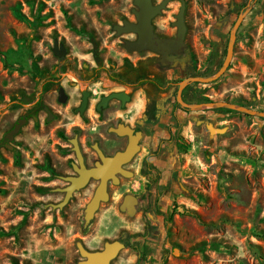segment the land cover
<instances>
[{"label": "rangeland", "instance_id": "obj_1", "mask_svg": "<svg viewBox=\"0 0 264 264\" xmlns=\"http://www.w3.org/2000/svg\"><path fill=\"white\" fill-rule=\"evenodd\" d=\"M186 1L187 38L198 55L195 74L212 76L240 13L236 11L228 23L217 56L204 66L211 30L218 28L219 18L232 3L239 6L244 0ZM180 6L171 2L154 21L161 32H174L170 23ZM134 8V0H0V139L21 116L13 106L26 98L41 96L40 103L50 102L62 113L42 129L32 122L24 127L14 152L1 149L0 264H79L77 242L96 249L122 234L141 238L129 240L115 264L138 263L136 252L143 255L142 264H264V120L258 117L187 111L226 133L211 137L205 125L188 118L177 147L166 145L163 131L147 129L139 158L149 155L154 172L144 168L141 175L151 177L143 179L136 169L134 179L110 186V201L101 205L88 227L85 209L97 183L75 193L63 210L50 206L63 201L57 190L67 183L55 175L72 174L70 163L75 160L69 139L73 125L80 123L70 112L71 99L65 105L54 103L58 87L72 95L91 91V108L102 93L125 91L133 98L127 111L139 118L146 95L160 103L162 96L167 99L194 74L164 72L147 58L150 54L124 48L123 40L133 41L135 36L117 37L113 26L125 19L135 22ZM56 40L68 50L62 59L53 53ZM94 44L99 46L101 63L94 59ZM35 66L46 76L38 78ZM155 84L163 88L162 94ZM191 88L189 103L236 102L264 112V0L254 1L239 28L234 60L224 77ZM137 102L139 107H131ZM106 114L109 118L125 112L116 113L113 107ZM87 133L81 132L82 144ZM147 182H153L148 200H158V214H144L147 201L135 217L122 214L118 208L122 195L143 194Z\"/></svg>", "mask_w": 264, "mask_h": 264}, {"label": "flooded vegetation", "instance_id": "obj_2", "mask_svg": "<svg viewBox=\"0 0 264 264\" xmlns=\"http://www.w3.org/2000/svg\"><path fill=\"white\" fill-rule=\"evenodd\" d=\"M176 1H178V0H176ZM178 2H180V1H178ZM154 4L157 5L158 3L154 2ZM180 4H181V2H180ZM181 6H182V4H181ZM181 6H180V9H181ZM180 9H179V11H180ZM235 12H236V4L232 3V5H230L228 7V11H227L226 15L222 18H219V21H218L219 26L216 29L217 34L213 37L210 33L211 45H209L210 48L208 51V56H209L208 58L209 59L207 60V63L204 66H206L207 64H209V62H211V60L213 59L212 57L217 56V52H219V49H220V45H218V44H221L224 41L223 36H224V34H226L225 31H227V29L229 27L228 23L231 21L232 17L235 15ZM244 12L245 11H243L242 13H244ZM186 13H187V9H186ZM242 13H240V14H242ZM161 16H158V17H161ZM157 18H155L153 20L154 32L157 35V37L161 40H176L177 35H178V30L174 26L176 19H175V21L170 23V25L173 27V28L172 27L171 28L174 29V32L166 33V32H161L158 29V26L154 23V21ZM185 21H186L187 29L189 31L187 20H185ZM163 27L168 28L165 25H163ZM230 34H231V32H230ZM188 35L189 34L187 32L184 44L179 47V55H171L170 57H174V59L167 61L165 66H163L161 63V56L155 54L154 52L145 51V52H142L139 54H144V53L150 54L149 57H147V58H149V60L155 61L156 66H158V68L164 72H169V71L170 72H183V73L194 72V74H192L190 77H187L186 79L191 78V77H197L196 76L197 74H195V73H196L197 68H198V55H197L196 50L194 49L193 44L187 38ZM134 36H135V40H137V36L136 35H134ZM135 40H133V41H135ZM214 43H217L218 46L216 47ZM228 45H229V43H228ZM228 45H227V47H224V49L222 50V53H221L219 60H218L216 72H218L222 68V66L224 65V63L226 61L227 54H228ZM92 53H93L95 61L97 62L96 56L94 55V49H93ZM98 54H99V51H98ZM233 60H234V57H233ZM233 60H232V62H233ZM232 62H231V64H232ZM100 63H101V61H100ZM184 80L185 79H183L182 81H184ZM197 84H201V83H192V84L188 85L187 88L184 89V91L182 92V95H181V100L184 103L193 104V103L187 102V97H188L189 93H193V88H191V87L193 85H197ZM71 85L74 89L77 87L75 82H72ZM153 86H155L156 91L159 94H162L163 88H161L158 84H155ZM62 87L63 86L58 87L57 97H55L54 103L58 101V91ZM178 87L176 88V90L174 92H172V94L167 99H165V97L162 96L160 103L155 98H150L146 95L145 109L142 112L141 117H139V118L135 117L134 111H127V106L130 103H132V101H133V98H132L131 94H129V93L128 94L131 96V101L129 103H127L125 106H123L120 101L114 100V101H111L109 103L108 108L102 109L101 111H99L98 110L99 103L101 102V100L104 96H108L109 94L106 95L105 93H102L100 95L99 99L97 100V102L95 103L94 107L91 108L92 107L91 106V100L93 98V94L91 91L82 90V91H80L78 93H74L72 95L71 93L67 92L65 87H63L66 91V94L68 95V102L70 101V99L73 102V104L71 105V111L70 112L72 113V115L74 117H76L80 120V123L74 124L72 127L71 133L73 136H72V138L69 139V142L74 138L78 139L80 149H81V152L83 154L85 165L88 169H91V168L96 167V164L98 162H102L101 158L99 157L97 151L94 148L95 145L98 146V148L101 150V152L103 153V155L105 157H114L116 154L126 151V149L128 148V146L130 144V138L128 136L121 137L118 134H116L115 132H111V129H117L120 125H123L126 128L129 127L130 129H132L134 131L133 137H137L138 134L141 133V138H140L139 143H138V146L140 147V151L138 152V154H136L134 156V158L129 163L122 166V168L125 171L132 173L133 177L132 178H126L123 175L119 174L118 178H119L120 184L114 185V186L119 187L123 181H128V180L134 179L136 176V169H138V173L140 175H141L142 170L144 168L149 169L150 172L153 173L154 170H153V167H151L152 163H151V159L148 157L149 155H146V156L142 157L141 159L139 158L141 156L142 152L144 151L143 145H144V141L147 137V131L146 130L152 129L156 133L163 131L164 135L168 136V138H167L168 142H166V145H169L168 143H173L174 146L177 147L178 139L182 136L183 124L185 122H187L188 118H190V121H196V123H197V121L198 122L199 121H205V118H203L201 120V117H196V116H200V115L196 114L195 112L192 114L187 113V111H190V109L183 107V105L178 100ZM84 91L89 92V98H88L87 108H86L85 112L83 114H81L80 112H78V109L81 107ZM117 92H123V91H117ZM111 93H113V92H111ZM40 101H41V96L36 100H30V99L26 98L24 102L20 103L21 106L19 109L21 110V113L19 115H21V116H19L14 121L12 127L0 139V143H2L0 145V154H1L2 148L8 149L7 148L8 143L3 142L5 135L8 132H10L16 126V124L19 122V120L24 119L27 121L26 124L23 126V128L26 126H29L30 123L32 122L34 128L39 127L40 129H42V128L47 127V126L51 125L52 123L56 122L59 119L60 115H62V113L59 112L58 110L55 111V106L52 103L47 102V101L40 103ZM113 107L115 108L116 113L125 112V114H123L125 116H123V115L116 116L115 115V117L107 118L105 116V115H107L106 112L109 111L110 109H112ZM193 117H196L198 119L193 120ZM49 119H51V120L49 121ZM103 127H108L106 133L101 131V129ZM23 128L21 129V131L23 130ZM83 130L88 132L86 135L85 144H82L81 136H80L81 132ZM16 138H17V136L15 137V140L13 142L9 143L11 145V147H13L14 150L8 149L9 151L14 152L16 150V145H17ZM70 144H71V142H70ZM71 146H72V144H71ZM71 150H72V153L74 154V160H75V161H72L70 163L71 169H72V174L71 175H65V176L60 175V174H58V175L56 174L55 176L60 180H63L62 178L68 177V176H75V177L78 176L73 169V164L77 163V158H76L75 152L73 151V146L71 147ZM158 150L160 151V149H158ZM174 150H175V147L173 148V151ZM151 173H148L147 175H144V176L141 175V177H143V179L150 178ZM92 182H95L99 185V181H96V180H91L89 185ZM98 185H97V187H98ZM112 185H113V183L110 181L109 185H108L109 201H110V190H109V188ZM67 186H68V183L65 187H67ZM97 187H96V189H97ZM143 188H144L143 194L125 193L122 195V202L118 206L119 211L122 214L127 215V213L122 212L120 209L121 205L124 201V198L127 195H132L137 199V204L135 206V209L137 210V214L141 212L143 203H145L146 201H147V206H146V211H144V214H147L148 212H154L155 216H156V214H158V211H155V205L158 206V200H155L156 203L153 201H152V203H150V201L148 200L150 197H152V195H151L152 189L154 188L153 182L152 183L147 182V184L143 185ZM61 189H63V188H59L57 190V192L62 193L60 191ZM96 189H95V191H96ZM62 194L65 196L64 193H62ZM130 218H133V217H130ZM146 231H148V234L150 233L148 228L146 229ZM139 238H141V236H139V235L131 237L129 234H122L119 238L112 240V241H107V242H115V241L123 242L126 246L125 247V249H126L128 247V241L129 240H138ZM79 242H81V241H79ZM107 242H105L101 247H98L96 249H90L87 246H85L83 242L82 243L88 251L100 252V251L104 250L105 244ZM175 250L176 249H174V253H175ZM121 252L119 253L118 257L111 262V264H115V262L117 261V259L120 256ZM136 253H137L136 257H137V262H138L136 264L144 263L145 260L143 259V255L139 252H136Z\"/></svg>", "mask_w": 264, "mask_h": 264}, {"label": "water", "instance_id": "obj_3", "mask_svg": "<svg viewBox=\"0 0 264 264\" xmlns=\"http://www.w3.org/2000/svg\"><path fill=\"white\" fill-rule=\"evenodd\" d=\"M176 0H163L161 3L155 5L153 0H134V6L132 13L135 16V22H131L127 19L123 20L122 24H115L113 30L116 32L117 37L123 35H136L137 40H123V46L129 53H142L145 51H151L155 54L161 56V63L165 66L167 61L174 59L170 57L171 55H179V47L184 44L188 29L186 25V9L187 1L178 0L181 2L182 6L179 13L175 16L176 22L174 26L178 30V35L176 40H161L157 37L154 32L153 20L158 16H161L169 7V4ZM255 0H249L247 8L244 13L240 14L232 31L230 34V40L228 45V54L226 61L222 68L209 77H191L182 81L178 87V100L183 105V107L188 108L192 111H202V110H216V109H228L233 110L238 113H242L251 117L264 118V112L254 110L252 108L245 107L243 105L233 104L230 102H210L201 104H188L181 100L182 92L188 85L192 83L201 84H211L223 78L226 74L228 68L234 57V48L237 40V33L245 18L251 11L252 4ZM99 46L94 44V55L96 60H99ZM54 55L61 59L67 56L68 50L59 41L54 42L53 48ZM89 98V92H83V99L81 107L78 112L83 114L87 108ZM120 101L123 106L131 101V96L123 92H113L108 96H104L98 105V110L106 109L111 101ZM58 102L65 105L68 102V95L65 89L62 87L58 91ZM198 118L193 117V120ZM203 118L201 117V120ZM51 119H49L50 121ZM26 120L22 119L16 124V126L8 132L3 142H7V148L9 150H14L9 143L15 140L21 132V129L26 124ZM197 125H205L207 130L210 132L211 137L216 134L223 135L226 133V129L217 128L213 123L205 121H197ZM111 132H115L121 137L128 136L130 138V144L125 152H120L114 157H105L97 145L94 146L102 162H98L96 167L88 169L85 165L83 154L80 149L79 141L77 138L72 139L70 142L73 146V151L75 152L77 163L73 164V169L78 176H68L62 178L68 183V186L61 189L60 191L65 194L64 199L59 204L50 205L53 210H63L69 202L74 197L75 193L85 189L91 180L99 181V185L92 197L91 201L87 204L85 209V227H87L95 218L96 213L100 209L103 203L109 202L108 185L111 181L113 185H119L118 175L121 174L126 178H132L133 174L125 171L122 166L129 163L136 154L140 151L138 146L139 140L141 138V133L137 137H133L134 131L129 127L126 128L120 125L117 129H111ZM2 143H0L1 145ZM137 204V199L132 195H127L121 205V211L127 213L129 217H134L137 214L135 206ZM77 249L82 261L79 264H111L115 260L119 253L125 249V244L120 241L107 242L105 248L100 252H90L88 251L82 242H77ZM178 254V250H175V255Z\"/></svg>", "mask_w": 264, "mask_h": 264}, {"label": "trees", "instance_id": "obj_4", "mask_svg": "<svg viewBox=\"0 0 264 264\" xmlns=\"http://www.w3.org/2000/svg\"><path fill=\"white\" fill-rule=\"evenodd\" d=\"M248 2H249V0H244L243 1V3L241 4V5H239V6H236V11L238 12V13H242L243 11H245L246 10V8H247V5H248ZM217 34V32H216V30L215 29H212L211 30V35L214 37L215 35ZM30 44V41H28L27 43H26V45L28 46ZM33 72L35 73V74H37V77L38 78H42V77H44V76H46V71L45 70H40L38 67H34V69H33ZM40 76V77H39ZM197 77H209V75L206 73V72H203V73H199V74H197L196 75ZM205 103H210L208 100H205ZM233 104H239V103H236V102H233ZM255 105L257 104V102L256 103H254ZM239 105H241V104H239ZM20 103H17L15 106H13V110H17V109H19L20 108ZM247 107V106H246ZM217 111H220V112H223V113H226V114H237V112L236 111H233V110H228V109H216ZM262 120H264V118H261Z\"/></svg>", "mask_w": 264, "mask_h": 264}, {"label": "crops", "instance_id": "obj_5", "mask_svg": "<svg viewBox=\"0 0 264 264\" xmlns=\"http://www.w3.org/2000/svg\"><path fill=\"white\" fill-rule=\"evenodd\" d=\"M140 106V102H137V104H133L131 107H139Z\"/></svg>", "mask_w": 264, "mask_h": 264}]
</instances>
